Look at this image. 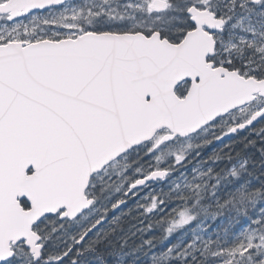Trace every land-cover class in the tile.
Listing matches in <instances>:
<instances>
[{"label": "snow or ice", "instance_id": "snow-or-ice-1", "mask_svg": "<svg viewBox=\"0 0 264 264\" xmlns=\"http://www.w3.org/2000/svg\"><path fill=\"white\" fill-rule=\"evenodd\" d=\"M0 264H264V0H0Z\"/></svg>", "mask_w": 264, "mask_h": 264}]
</instances>
